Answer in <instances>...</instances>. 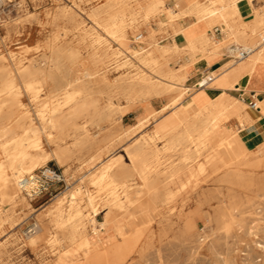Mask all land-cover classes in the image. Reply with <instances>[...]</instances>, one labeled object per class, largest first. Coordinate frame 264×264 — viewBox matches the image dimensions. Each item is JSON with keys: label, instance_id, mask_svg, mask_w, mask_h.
I'll use <instances>...</instances> for the list:
<instances>
[{"label": "bare ground", "instance_id": "6f19581e", "mask_svg": "<svg viewBox=\"0 0 264 264\" xmlns=\"http://www.w3.org/2000/svg\"><path fill=\"white\" fill-rule=\"evenodd\" d=\"M182 3L184 6L177 3L178 10L170 14L164 7V0H107L104 8L97 9L88 15L90 31H81L76 26L73 27V30L78 31L76 37L79 44H85L86 40L90 39V42L86 44L89 52L85 59L87 62L84 63V60L80 64L81 75L69 80L62 88L51 87V85L55 84V78L62 74L64 69L68 67L70 69L73 65L79 64L80 51L65 50L58 44V34L41 46L34 44L35 46H25V50H22L27 52L32 48H42L44 54L40 63L24 62V56L16 55L12 51L0 55V99L5 97V100L0 102V156L3 155L7 161V163L0 161L1 203L6 202L12 208L17 204L26 206L28 201L22 196L25 192L19 185L22 175H30L49 161H54L56 165L63 167L71 151L69 147H66L67 138L70 137L69 130H72L74 135L71 142L73 148L85 147L90 141L83 126L87 123L85 119L96 118L95 125L100 130L102 125L111 126L114 115L112 101L115 98L123 99L127 104L125 109L118 111L120 114H123L135 102L152 96L169 97L170 100L158 112L145 107L147 116L144 120L163 111L169 112L164 114L151 136L138 141V147L134 151L127 150L124 155L111 157L90 180L92 185L97 187V194L104 193L102 198L100 195H87L86 205L90 208V212L88 211L91 216L90 222L93 223V219L102 210L107 212L100 227L106 229L112 225H118L115 232L118 242L108 250V253L122 254L130 249L134 241L133 234H125L121 224H118L116 220L118 215H124L128 211L167 210L171 199L175 196L169 190L170 185L177 184L182 175L192 176L193 170L191 172L186 168V161L195 160V157L192 158L188 151L184 150L180 161L183 164H174V162L169 163L171 157L166 158L167 152L174 151L183 144H190L194 148L196 157L204 155V160L197 164L196 170L203 172L206 168L218 165L219 169L225 171L223 180L229 183L243 180L244 175L240 172L242 168L264 167V157L256 162H241L246 153L251 150L248 145L255 142L257 138L253 125L255 119L248 106L246 107L242 101L226 92V90H243L245 79L259 67H264V0H182ZM66 11L57 15L56 18H69V21L73 23V18ZM162 15L165 16L167 24H163L160 20L151 21L153 16ZM177 15L191 19V22L186 27H180L173 19ZM151 22H157L161 32H170L179 42H173L164 47L153 44L150 47L149 42L155 37L152 30L144 37L141 34V37L139 36L145 39L143 44L147 43L148 48L139 47L138 50H132L128 45L129 35L134 30L141 29L142 25H150ZM5 25L6 23L4 27ZM214 30L222 34L219 42L213 39ZM6 31L10 33L9 29ZM4 42L2 37L3 45ZM109 43L124 47L126 54L136 60L135 63L137 62L141 69L140 72H131L130 75L127 72L126 76L110 81L108 62H112L113 59L114 64H117L118 55L112 53V59L109 60L111 58L108 57L111 49ZM223 43L234 44L228 50L231 54L233 50L250 51L244 60L228 62L216 72L211 73L214 77L213 82L216 85H223L226 90L222 89L223 92L218 96L209 99L203 90L213 82L207 83V78L198 81L194 87L183 86L187 78V69H191L190 66L204 60L210 65L211 59L220 57L219 52ZM183 55L188 57L189 63L186 62L179 68L171 69L170 62L180 60ZM213 55L214 57H211ZM130 62L124 61L115 65L120 69L130 65ZM182 87L185 92H178L177 89ZM192 89L193 95L185 103L182 102L185 101L184 94ZM44 91L42 96L41 93ZM22 96L30 102H36L40 98L44 100L35 112L39 121L38 127L31 125L29 111H21L23 105L19 100ZM102 100H105V106L99 108L98 103ZM14 106L18 109H14ZM259 108V112L264 114L261 106ZM190 111L192 112L189 113ZM83 119L86 122L77 123L78 120ZM18 130L22 132L18 134ZM96 134L98 135L92 144L93 149L100 151L107 148L112 139L109 140L108 135ZM42 136L46 143L56 145L50 153L40 148ZM158 140L165 142L159 149L156 146ZM104 141L107 142L102 145ZM123 157H128V166L123 164ZM163 158H166L165 162L169 161L165 165L160 161ZM162 165L163 168H161ZM134 176L141 180L140 183L142 182L138 188H133ZM165 180L168 182L164 183ZM183 187L182 184L178 190ZM77 190L67 195L61 194L53 205L49 223L53 225L54 233H48L43 224L34 223L25 233V237L31 246L39 242L53 246L59 241V234L65 235L70 245L75 244L65 252L66 256H82L87 264H94L108 253L105 251L102 255H95L98 242L95 239L96 236L94 237V234L91 235L86 230L81 202L77 203L76 200ZM26 195L32 197L29 192H26ZM97 197L101 198L102 202H97ZM66 199L69 203L64 207ZM177 211H184V202ZM2 221L0 217V223ZM191 226V220L186 219L183 232L190 230ZM92 231H95L93 226ZM58 264L77 263H67L60 258Z\"/></svg>", "mask_w": 264, "mask_h": 264}, {"label": "rangeland", "instance_id": "374dc122", "mask_svg": "<svg viewBox=\"0 0 264 264\" xmlns=\"http://www.w3.org/2000/svg\"><path fill=\"white\" fill-rule=\"evenodd\" d=\"M106 2L107 0H0V5L5 9L6 23V27L0 31V53H2L0 55H5L7 52L12 51L16 55L24 56V62L36 61L40 63L44 54L42 48H32L27 52L22 50H25V46H41L55 34H58V44L62 45L65 50L78 49L80 51H78L79 64L73 65L70 69L69 67L64 69L63 73L55 78V84L51 85V87L62 88L69 80L81 75L80 69L82 67L80 64L87 59L89 52L86 44L90 42V39H87L85 44H79L76 37L78 31L73 30V27L76 26L81 31H90L91 26L88 21V15L97 9L104 8ZM177 3L184 6L182 0H164V7L171 14V12L178 10ZM63 11L70 14L71 18H73V23L69 21V18H56ZM6 16H9V18ZM173 19H175V24L180 27H186L191 22V19L181 18L179 15ZM158 20L162 21L163 24H167L163 15L151 18V21ZM157 25V22H151L150 25H142L141 29L134 30L129 35L128 45L130 48L132 50H138L139 47L148 48L147 43L143 44L145 40L143 37L148 32H152V30L155 37L149 42L150 47L153 44L164 47L169 46L173 42H179L177 37H173L170 32H161ZM7 29H9L10 33H6ZM213 33V39L219 42L222 39V34L220 31L215 30ZM59 34H63V36H59ZM98 34L102 35V33ZM140 34L143 36L142 38H139ZM2 37H4V45L1 43ZM232 45L223 43L219 52L220 56H231L228 50ZM109 46L111 48L108 53V57H111L109 60L112 59V53H117V64L124 61L132 62H130V65L124 66L125 68L120 69L116 67L117 64H114L113 59L111 60L112 62H108L107 70L110 81L127 74L130 75L131 72H140L141 69L136 64L137 62L135 63L136 60L131 59L126 54L127 51L124 47H120L115 43H109ZM211 57H214V55ZM128 58L130 59L128 60ZM230 60V62L233 61L232 59ZM86 62L85 60L84 63ZM186 62L189 63L188 57L183 55L180 60L170 62V68H179ZM113 65H115L114 68ZM124 69L127 71H124ZM189 71L190 69L188 68L186 71L187 78L183 83L185 87H194L198 81L206 78L202 77L195 85H190L187 82ZM110 72L112 73L111 75L109 74ZM212 84L215 83L213 82ZM177 91L185 92L183 87L177 89ZM44 93L45 91L41 93L42 96ZM192 95L193 89L187 91L183 97L185 101L182 102L188 101ZM3 100H5V97L0 99V102ZM169 100V97L161 98V96H157L156 98V96H152L143 101L135 102L123 114H120L118 111L125 109L127 104L125 100L115 98L112 101L114 104V115L111 126L102 125V130H100L95 125L96 118L85 119L87 123L83 126L85 127V133L90 137V141L83 148H73L71 142L74 139V135L72 130H69L70 137L67 138L66 143L68 144L66 147H69L71 151L69 152L70 157L67 163L63 167H59L54 161H49L41 168L34 170V173H37L40 169L50 168L54 169L58 174L59 180L51 184L48 192L36 197H28L26 193H23L22 196L28 201L26 206L25 204H17L19 206L16 205L12 208L8 203L0 202V217L3 220L0 223V264H58L60 258L67 263L87 264L86 259L82 256H66L65 252L70 247L75 246V244L70 245L65 235L59 234V241L53 246H47L44 242L31 246L25 237V233L32 228L31 226L34 223L43 224L48 233H54V227L49 223L52 207L61 194L67 195L76 189H78L77 193L79 195V197L77 195L76 200L77 203H82H80V207L84 223H86V230L89 234H94L93 236H96L95 239L98 242V246L95 248V255H102L105 251L108 253V250L118 242V239L115 238L118 225H112L106 229L100 227V223L104 221V215L107 212L102 210L93 219V223L90 222V208L86 205L87 195L104 197V193L97 194L98 189L92 185L90 180L111 157L124 155L127 150L134 151L138 147L140 140L142 141V138L145 139V137L148 138L152 135L164 114L169 111H163L154 117L144 120L147 116L145 107L158 112L168 104ZM19 101L24 106L21 107V111H29L31 125L38 127L39 121L35 112H37L44 100L40 98L36 102H30L25 96H22ZM243 105L247 107V101L243 102ZM104 106L105 100L98 103L99 108ZM14 109H18V107L14 106ZM85 120H78L77 123L81 124L86 122ZM20 131L22 132V130H18L17 133L20 134ZM96 133L108 135V139H112L107 148L105 147V149L103 148L100 151L93 149L92 144L98 135ZM41 142L40 148L45 152L50 153L52 149H55L56 145L46 143L43 136ZM106 142L104 141L102 145ZM164 144L165 142L162 140L156 142L158 149ZM180 147H177L180 151L176 148V150H172L173 152L169 151L170 154L167 152L166 158L171 157L170 162H168L180 164L182 155L185 151H188L187 153L192 158L195 157V160L186 161V168L190 169L191 172L192 170L195 172H192L191 177L188 174L182 175L177 184L170 185L169 190L175 196L171 199L167 210L150 212L128 211L124 215H118L116 220L119 225L121 224L123 232L127 235L129 233L133 234V244L124 253L115 255L110 252L94 264H264V167L242 168L240 172L244 175L243 180L229 183L223 180L222 177L225 171L219 169L218 165L206 168L203 172L197 171L196 166L204 160V155L196 157L194 148L190 144H183ZM262 157H264V143L256 149L249 150L241 162H256ZM165 159L160 160L163 165L168 163L165 162ZM0 161L7 163L3 155L0 156ZM122 162L125 166H128V157H123ZM163 165L161 168H163ZM22 176L24 177L26 174ZM140 181L138 177L134 176L133 188H138V185L142 183ZM166 182L168 180H165L164 183ZM182 184L184 185L183 189L178 190ZM87 191L88 193H85ZM101 198L97 197L96 201L102 202ZM183 202L184 211H177ZM68 203L69 201L66 199L64 207L68 206ZM169 208L171 209L169 210ZM186 219L191 220L192 226L190 230L183 232V224ZM92 226L95 231H92Z\"/></svg>", "mask_w": 264, "mask_h": 264}, {"label": "crops", "instance_id": "0c3cea01", "mask_svg": "<svg viewBox=\"0 0 264 264\" xmlns=\"http://www.w3.org/2000/svg\"><path fill=\"white\" fill-rule=\"evenodd\" d=\"M230 61L231 60L227 55H222L218 59H211L209 63L210 65H208L206 61H200L197 65H193L191 67L187 82H189L190 85H195L202 77H211L212 79L208 83H212L214 79L212 76H210V74L212 72H216V70H219L222 66ZM222 89L226 90L223 85L210 84L209 86L205 87L203 91L207 98L212 99L223 92ZM226 92L242 102L248 101L250 95L254 93L259 106H261V108L264 110V67H259L256 72L245 79V88L243 90H226ZM251 112L255 119L253 125L255 126L257 138L256 141L248 145V147L251 149H256L260 144L264 143V114L262 112L253 110Z\"/></svg>", "mask_w": 264, "mask_h": 264}, {"label": "built area", "instance_id": "2783aa9c", "mask_svg": "<svg viewBox=\"0 0 264 264\" xmlns=\"http://www.w3.org/2000/svg\"><path fill=\"white\" fill-rule=\"evenodd\" d=\"M5 24V9L0 5V31L3 29ZM250 51L247 50H233L229 59L234 62L244 60ZM211 77L207 78V83L211 81ZM247 106L250 110L259 111L258 102L256 100V95L252 93L247 101ZM58 174L54 169L43 168L37 171V173H31L26 175L19 180L20 188L26 193L29 192L31 196H39L43 193L48 192L51 184L54 181H58Z\"/></svg>", "mask_w": 264, "mask_h": 264}]
</instances>
